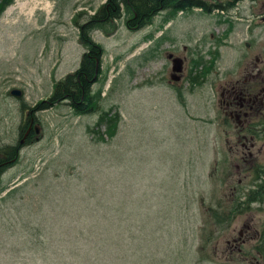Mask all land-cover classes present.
<instances>
[{
    "label": "rangeland",
    "instance_id": "1",
    "mask_svg": "<svg viewBox=\"0 0 264 264\" xmlns=\"http://www.w3.org/2000/svg\"><path fill=\"white\" fill-rule=\"evenodd\" d=\"M105 2L14 0L0 13V155L17 152L0 173V264H264V193L246 200L264 178V120L239 133L220 106L247 72L264 74V0L164 11L135 31L123 12L89 32L100 110H34L88 52L73 18ZM173 58L187 88L169 83ZM104 112L119 115L111 139L94 128ZM33 117L39 133L20 145Z\"/></svg>",
    "mask_w": 264,
    "mask_h": 264
},
{
    "label": "trees",
    "instance_id": "2",
    "mask_svg": "<svg viewBox=\"0 0 264 264\" xmlns=\"http://www.w3.org/2000/svg\"><path fill=\"white\" fill-rule=\"evenodd\" d=\"M13 1L14 0H0V13L11 5ZM236 1L237 0H217L212 2V4H206V2L202 0H106L93 15L87 16L86 20L82 23H80L82 16L87 14H77L73 18V24L79 29L80 42L86 45L88 52L83 55L78 69L66 75L62 81L56 82L53 85L52 94L49 99L40 102L34 110L46 106L47 103H57L61 100H68L69 105L74 109L75 113L79 115L96 113L100 110L98 104L100 98L99 92L92 97L90 96L89 90L91 85L96 81L94 78L99 70V63H97V61L101 55V48L90 39L89 32L95 28H105L113 31L114 20L121 18L123 12H125L126 16V28L135 31L150 25L153 17L164 11L172 10L178 12L184 9L189 10L193 7L203 9L205 12L212 9L227 11V9L230 8L229 6ZM118 120V114H113V116L110 117L108 112H104L100 114L94 128L100 129V127H104V135L107 136L108 139H111L116 131ZM94 135L100 137L102 141L104 140L102 137L103 133H100L99 130ZM7 150L8 151L0 155L1 157L5 156V159L0 158V164L6 161V163L0 167V173H2L12 162V159L17 156V152H15L13 147ZM257 180V185L255 186L258 189L253 191L250 190L246 194L248 204L255 201H262L263 199L264 178L262 177V180Z\"/></svg>",
    "mask_w": 264,
    "mask_h": 264
},
{
    "label": "flooded vegetation",
    "instance_id": "3",
    "mask_svg": "<svg viewBox=\"0 0 264 264\" xmlns=\"http://www.w3.org/2000/svg\"><path fill=\"white\" fill-rule=\"evenodd\" d=\"M246 45L248 46V44ZM171 61V70L174 72H176L177 67H184L182 61L177 58H173L171 59ZM185 66H187V64ZM252 70L247 72L248 78L244 80L245 82L249 80V82H244L242 84V87L240 88H235L233 86L229 90H224L221 93L222 100L220 102V106H222L223 108L222 112L225 115L226 121L230 120L232 123H235L236 126L234 125V128L236 127V130L240 129L239 133H244V131L250 129L254 130L256 128L255 126H257V123L260 124V122L264 120V74H262L261 70H258L257 73H252ZM183 72L184 69H182V71L178 73L170 74L169 78L171 81L169 80V83H184V88H187V86L189 85L187 80L193 82L194 77L190 78V74H184ZM255 80H257L256 84L254 83ZM258 83L263 84L261 85V87H259V89H256ZM254 91L256 92L253 93ZM251 116L255 117L249 119V117ZM34 118L35 117L31 118L28 121V127L26 128L24 137L22 138L23 142L28 141L34 134ZM253 119H258V122L255 123V121H251ZM237 136L239 138L238 142H240V140L243 141L246 139V136L244 134H238ZM240 145L243 151L250 153L249 149L251 146H247L245 142L240 143ZM2 159H5V156H2ZM5 163L6 161L4 163H1L0 167Z\"/></svg>",
    "mask_w": 264,
    "mask_h": 264
},
{
    "label": "water",
    "instance_id": "4",
    "mask_svg": "<svg viewBox=\"0 0 264 264\" xmlns=\"http://www.w3.org/2000/svg\"><path fill=\"white\" fill-rule=\"evenodd\" d=\"M178 62V61H177ZM176 72H180V67H177L176 68ZM11 95H13V96H20L21 95V93L18 91V90H12L11 91ZM35 133L36 134H38L39 133V129L36 127L35 128ZM22 140L20 141V144H22Z\"/></svg>",
    "mask_w": 264,
    "mask_h": 264
}]
</instances>
